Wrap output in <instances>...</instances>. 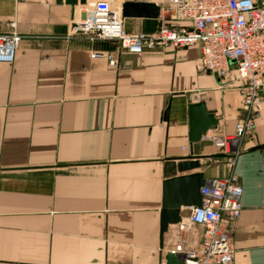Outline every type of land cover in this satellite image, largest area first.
<instances>
[{
    "label": "crops",
    "instance_id": "0c3cea01",
    "mask_svg": "<svg viewBox=\"0 0 264 264\" xmlns=\"http://www.w3.org/2000/svg\"><path fill=\"white\" fill-rule=\"evenodd\" d=\"M93 1L0 0V34L19 35L13 61L0 62V264H160L167 251L184 257L202 237V227L186 220L190 208L159 249L167 159L220 154L204 136L232 135L246 115L236 71L219 78L201 70L198 44L136 54L74 33ZM122 21L129 33H147L161 17ZM187 93L218 121L193 144ZM258 111L232 167L243 191L229 264H264V93ZM199 163L181 174L202 171L209 180L229 172L223 156Z\"/></svg>",
    "mask_w": 264,
    "mask_h": 264
},
{
    "label": "built area",
    "instance_id": "2783aa9c",
    "mask_svg": "<svg viewBox=\"0 0 264 264\" xmlns=\"http://www.w3.org/2000/svg\"><path fill=\"white\" fill-rule=\"evenodd\" d=\"M161 23L153 32L124 30L119 8L111 0H95L83 7L73 32L89 39H112L129 52L198 44L201 70L224 78L236 71L245 117L232 135H205L224 157L228 174L209 179L201 188V204L190 208L186 220L202 227L198 246L184 255V264H229L233 260L232 233L241 211L242 186L232 167L238 140L250 131L264 93V3L253 0H168L160 6ZM19 35L0 34V62H11ZM98 54L95 52L93 55ZM111 65L116 60L109 58Z\"/></svg>",
    "mask_w": 264,
    "mask_h": 264
},
{
    "label": "water",
    "instance_id": "95a60500",
    "mask_svg": "<svg viewBox=\"0 0 264 264\" xmlns=\"http://www.w3.org/2000/svg\"><path fill=\"white\" fill-rule=\"evenodd\" d=\"M59 2L61 0H58ZM120 4L122 17H147L156 18L159 16L160 7L156 3L137 0H116ZM71 5H84L86 0H64ZM187 114L188 134L191 144L201 140L208 130L214 129L217 125V118L206 110L203 101L190 102L189 93ZM167 118V110L165 111ZM262 145L254 147L260 149ZM217 155H188L167 159L171 165L167 167V174L161 184V204L159 208V249L163 248V236L168 227L182 221L181 209L198 207L201 204V188L207 183L202 171H194L181 174L184 171L200 167V158H209ZM164 262L160 264H184V257L173 251H167L164 255ZM162 256H160V260Z\"/></svg>",
    "mask_w": 264,
    "mask_h": 264
},
{
    "label": "bare ground",
    "instance_id": "6f19581e",
    "mask_svg": "<svg viewBox=\"0 0 264 264\" xmlns=\"http://www.w3.org/2000/svg\"><path fill=\"white\" fill-rule=\"evenodd\" d=\"M160 13V12H159Z\"/></svg>",
    "mask_w": 264,
    "mask_h": 264
}]
</instances>
